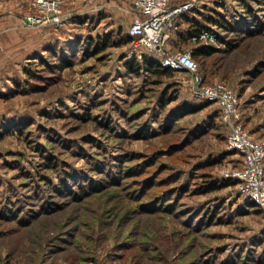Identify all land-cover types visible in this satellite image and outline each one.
I'll use <instances>...</instances> for the list:
<instances>
[{
  "label": "rangeland",
  "instance_id": "rangeland-1",
  "mask_svg": "<svg viewBox=\"0 0 264 264\" xmlns=\"http://www.w3.org/2000/svg\"><path fill=\"white\" fill-rule=\"evenodd\" d=\"M33 1H0V264H264L263 210L237 185L200 192L241 165L217 103L189 101L184 71L159 83L130 72L129 45L93 55L90 35L130 27L127 0H62L66 24L29 26ZM105 3L96 26L68 24ZM248 5L262 32L226 33L232 47L209 41L224 51L197 60L205 84L238 94L243 127L264 140V4ZM197 6L233 19L246 10ZM172 38V53L197 47ZM175 90L189 100L162 107Z\"/></svg>",
  "mask_w": 264,
  "mask_h": 264
},
{
  "label": "built area",
  "instance_id": "built-area-1",
  "mask_svg": "<svg viewBox=\"0 0 264 264\" xmlns=\"http://www.w3.org/2000/svg\"><path fill=\"white\" fill-rule=\"evenodd\" d=\"M127 3L131 10L125 11L133 15L129 27V35L133 38L129 57L141 59L146 53L157 57L163 68L186 72L190 78L184 84L193 99L219 105L223 122L229 129L227 148L237 151L241 157V165L223 172V175L236 179L240 194L255 202L264 212V140L254 138L243 127L239 98L227 84H205L191 50L176 53L169 50L178 19L197 8L199 0L179 5H172L170 0H127ZM31 7V12L24 17L25 24L29 26L61 25L70 17L63 10L62 0H34ZM191 40L197 47L208 46L209 41L217 40V33L203 29Z\"/></svg>",
  "mask_w": 264,
  "mask_h": 264
},
{
  "label": "trees",
  "instance_id": "trees-1",
  "mask_svg": "<svg viewBox=\"0 0 264 264\" xmlns=\"http://www.w3.org/2000/svg\"><path fill=\"white\" fill-rule=\"evenodd\" d=\"M243 7H246V10L244 11L245 13L240 17L233 19L229 15H224V14H219V12H216L218 16L213 15V14H206L202 8H205L202 6V8H195L189 12L184 13L177 21V29L174 31L176 33V36L179 37V40L181 42H186L190 41L193 36L198 35L203 29L214 31L217 33V41L222 45L225 44L228 46V48L232 47L229 39L223 38L224 34L226 33H243L246 35H256L262 32V22L258 19V17L255 16L254 10L249 8L248 1L249 0H238ZM256 2L258 5L264 4V0H250ZM106 3H109V0L105 1ZM105 3V5H106ZM222 6L223 3L219 2ZM121 6L125 7L124 2H120ZM100 10L98 9L97 11H90L86 12L81 15H77L72 21H70L68 24L71 23L72 26H77V24L82 23V25H85L87 27L91 26H96L98 23H100L101 20H104L107 18V14L110 13V11H107L106 7L105 8L100 6ZM109 8V7H108ZM220 7L219 9H221ZM106 9V10H104ZM106 11V14L104 13ZM115 12L117 11L120 13L122 16H126V14L121 11V10H114ZM216 11V10H215ZM116 12V13H117ZM212 15V16H210ZM66 24V23H64ZM63 24V25H64ZM119 25V26H118ZM116 30H111L107 31L106 33L104 32H99L95 37H92V35L89 36L88 38V43L91 44V47H94L93 49V55L98 54L106 50L110 46H122V45H129V51L132 48V43H133V38L129 35V28L127 31L123 32L122 34L120 33V24H118ZM184 25H187L184 27ZM216 29H220L221 32H217ZM115 31V32H114ZM173 32V33H174ZM103 33V34H102ZM114 35L115 38H114ZM117 39V40H116ZM175 39H171L173 41ZM84 42V41H81ZM221 52L224 51L220 47H216V45H210V46H202V47H195L192 49V55L193 57L197 60L199 57L202 56H210L214 52ZM124 63L125 67L133 73L140 74V71H143L144 73L154 77L157 79V82L159 83V79L161 78H171L174 76V70L169 69V68H163L157 57L155 56H150L146 53L143 54V57L141 59H137L135 57L129 58L128 54L125 55L124 57ZM198 61V60H197ZM71 61H66V60H61L59 63V67L64 69L68 68L71 66ZM205 78V76H204ZM174 87V86H173ZM177 89V88H176ZM233 90V89H232ZM234 91V90H233ZM235 92V91H234ZM236 93V92H235ZM179 90H175L173 94H167L165 92V95L168 97L163 96L162 103L160 104L162 107H165L167 104L171 103L172 101H175L179 96ZM237 94V93H236ZM180 97L184 101L189 100L184 96L183 92H180ZM191 94L189 93V97ZM238 96V94H237ZM165 97V98H164ZM239 97V96H238ZM193 97L191 96L189 101L199 102L198 104L200 105V108H207L210 106V104L214 102H209V101H196L192 99ZM188 102L191 107L190 109H193V103ZM207 104V105H206ZM218 106V112L213 116V119H217L218 121L221 122L222 126L227 128L225 123L223 122L222 119V112L221 109ZM198 108V106L194 107ZM212 117V116H211ZM228 149V148H227ZM229 151H233L228 149ZM235 151V150H234ZM237 153V151H236ZM48 167H52V163L48 164ZM70 177V176H68ZM232 185H237V180L234 178H228L225 177L222 174V179L220 181H216L215 183H210V185H206L205 188L200 190L202 191H213L214 189L217 188H225V187H230ZM239 192V191H238ZM240 193V192H239ZM246 200H249L252 202V206L258 207V205L253 202L250 199L244 198ZM259 208V207H258ZM260 209V208H259Z\"/></svg>",
  "mask_w": 264,
  "mask_h": 264
},
{
  "label": "crops",
  "instance_id": "crops-1",
  "mask_svg": "<svg viewBox=\"0 0 264 264\" xmlns=\"http://www.w3.org/2000/svg\"><path fill=\"white\" fill-rule=\"evenodd\" d=\"M0 1H2V0H0ZM91 9H93V8H91ZM91 9H90V10H91ZM77 15H78V14H75L74 16L76 17ZM75 17H74V18H75ZM74 18H73V19H74ZM175 40H176V39H175ZM173 43H174V40H173ZM175 43H176V42H175ZM179 43H181L180 40H179ZM243 118H244V116H241V122H242Z\"/></svg>",
  "mask_w": 264,
  "mask_h": 264
}]
</instances>
